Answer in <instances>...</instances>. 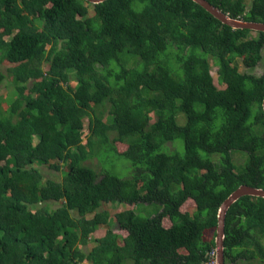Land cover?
Instances as JSON below:
<instances>
[{"label": "trees", "instance_id": "obj_1", "mask_svg": "<svg viewBox=\"0 0 264 264\" xmlns=\"http://www.w3.org/2000/svg\"><path fill=\"white\" fill-rule=\"evenodd\" d=\"M208 1L264 22V0ZM250 32L193 0H0V264H208L221 202L264 188V73L235 62L262 59ZM107 203L158 210L117 209L122 236ZM224 259L264 264L263 197L227 210Z\"/></svg>", "mask_w": 264, "mask_h": 264}, {"label": "rangeland", "instance_id": "obj_2", "mask_svg": "<svg viewBox=\"0 0 264 264\" xmlns=\"http://www.w3.org/2000/svg\"><path fill=\"white\" fill-rule=\"evenodd\" d=\"M249 3H250V0H247V7L249 6ZM92 12L90 11L89 14H91ZM251 33V36H256L257 34L255 32H250ZM237 66H238V69L239 71L241 72H246V73H251V74H255V75H261L264 73V49L262 51V59L260 61H258V63L255 65V66H252V67H248V66H245L243 64V59L241 57H238L236 60H235ZM211 63V66H210V72H211V75L213 77V82L216 84L217 87H224L225 85L224 84H221L218 82V73H217V65L213 64L212 62ZM1 69H2V64H1ZM4 68V67H3ZM73 74V73H71ZM74 83V82H73ZM13 86L11 84H8L7 82L5 83H2L1 86H0V94H8V93H11L13 91ZM106 121H109V117H105ZM155 119V116L151 118V120H154ZM84 131L86 130L87 131V120L84 119ZM231 155H232V159L234 160V162L240 166L241 164L244 163L245 161V155L242 153V152H239V151H232L231 152ZM88 164H90L94 169L98 170L99 169V164H97V162L95 161V159H92L90 161H87ZM43 172L48 175L49 177H54V178H60V172L57 171V170H54V169H50L48 167H43L42 168ZM191 204V205H190ZM56 205H59V203H56L54 206ZM155 208L152 207V206ZM145 205V204H142V203H139V204H136L135 206L133 205H129V204H126V203H107V204H102V207L101 208H104L106 210L109 211V213L111 214V219H110V227L115 231V232H118L120 233L122 236H124V231H122L120 228H118V224L117 222L115 221V218L113 216L114 212L121 208H129V207H133L136 211H140L142 213H145L146 215L150 214V213H154L156 210H158L157 206L156 205ZM195 209V207H193L192 203H185L183 205H181L180 207V210L182 211H188V212H193V210ZM165 222H168V218H165L164 219ZM169 223L165 224V225H169ZM107 226L106 225H102L100 227L99 230H97V232L95 233L96 236H100L104 233V230ZM213 235V230H207L206 231V235H205V238H210L211 236ZM215 237V236H214ZM87 246V247H86ZM85 249H89L90 248V245H85L83 246ZM215 251H216V247H215ZM227 264H232V263H227ZM239 264H254V261H251V262H239Z\"/></svg>", "mask_w": 264, "mask_h": 264}, {"label": "water", "instance_id": "obj_3", "mask_svg": "<svg viewBox=\"0 0 264 264\" xmlns=\"http://www.w3.org/2000/svg\"><path fill=\"white\" fill-rule=\"evenodd\" d=\"M91 3H99L104 0H86ZM205 10L211 13L215 18L227 24L234 29H249L251 31L264 32V22L248 21L242 18L232 17L223 12L221 9L211 4L208 0H193ZM262 107L264 110V97L262 99ZM251 195L260 196L264 198V188L251 186L249 184H241L234 189L219 205L217 210V225L215 233V247H216V264H225L224 259V237H225V218L229 207L237 201L241 196Z\"/></svg>", "mask_w": 264, "mask_h": 264}, {"label": "built area", "instance_id": "obj_4", "mask_svg": "<svg viewBox=\"0 0 264 264\" xmlns=\"http://www.w3.org/2000/svg\"><path fill=\"white\" fill-rule=\"evenodd\" d=\"M208 264H216V251L215 247L209 252V259L207 260Z\"/></svg>", "mask_w": 264, "mask_h": 264}, {"label": "clouds", "instance_id": "obj_5", "mask_svg": "<svg viewBox=\"0 0 264 264\" xmlns=\"http://www.w3.org/2000/svg\"><path fill=\"white\" fill-rule=\"evenodd\" d=\"M252 32H255V31H252ZM257 32V31H256ZM215 247V246H214Z\"/></svg>", "mask_w": 264, "mask_h": 264}]
</instances>
